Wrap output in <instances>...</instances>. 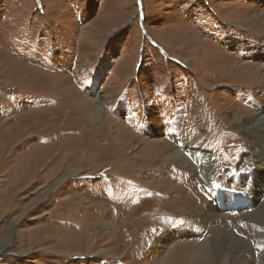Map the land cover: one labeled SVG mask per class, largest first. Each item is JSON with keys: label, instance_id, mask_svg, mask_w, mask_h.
<instances>
[{"label": "rangeland", "instance_id": "obj_1", "mask_svg": "<svg viewBox=\"0 0 264 264\" xmlns=\"http://www.w3.org/2000/svg\"><path fill=\"white\" fill-rule=\"evenodd\" d=\"M12 57L16 60L19 57L18 61L21 57L22 71L17 75L8 69L15 67ZM41 65L71 78L78 98L103 97L101 120L94 114L96 105L87 106L81 112L71 102L62 105L60 99H40L35 96L41 92L37 86L18 80L35 71L37 77L40 74L46 77L36 69ZM262 65L264 0H0V122L4 121L0 123V137H5L0 139V178L7 174L11 178L15 170L14 178L19 182L8 198L0 201V264H263L264 248L260 244H264V220L259 218L264 215L257 216L263 213L264 198L260 197L258 208L259 201L237 203L233 207L231 195L237 194L241 200L245 193L234 186L225 188L233 183L234 175L245 171L239 166L247 158L251 145L246 138L237 144L246 135L233 119L245 116L252 109L251 103L258 104L264 94L261 88L250 85L254 75L251 79L245 77L246 83L238 85L243 74L236 68L244 66L245 70L249 67L255 71ZM63 80L69 84L66 78ZM29 86L35 95L27 93L31 90ZM200 93L203 95L198 100ZM258 105L264 107V102ZM191 110L203 113L199 121L191 119L195 118ZM26 112L27 116L22 115ZM261 112L264 114V108ZM84 114H87L86 123ZM146 116L149 121H160L159 132L153 135L144 128ZM216 116L220 117L218 122ZM103 118L112 120L106 130ZM175 120L180 125L177 135L183 133L184 127L194 125L199 126L203 135L209 134L206 149L195 151L210 156L211 171L200 179L204 187L214 190L215 196L225 199L229 206H217L209 221L198 217L201 209L194 212L192 209L184 231L174 230L178 222L175 219L169 225L166 221V226L153 224L156 228L150 230L142 226L127 231L120 226L114 232L112 221L115 218L119 224L124 221L125 205L146 195L141 190V182L166 176L148 178L149 173H143L136 179L124 178L127 168L137 167L130 157L140 151L146 140L160 146H165L163 141L172 144L167 127ZM19 122L25 125L19 127ZM34 122L39 125H33ZM127 126L135 128L138 136L129 133ZM119 127L126 128V136L113 144L116 147L120 144L122 158L116 156V151L108 152L111 142L107 143V139L117 136L115 131ZM27 133L33 134L26 137ZM56 133L58 138L66 140L50 146L52 151L48 149L51 153L47 163H39L40 168L33 172L31 157L38 152L35 148L46 151L44 146L57 139ZM80 133L82 138L67 140ZM73 144L80 146L75 158ZM62 149L64 153L59 155L64 156L57 160L58 164L54 163L56 171L40 176L41 170L52 167L53 156ZM188 149L168 151L161 160L153 162L154 169L161 165L169 169L174 160L180 166L186 165L181 158L176 159ZM245 164L246 170L251 168V162ZM61 166L62 170L58 171ZM69 169L68 173L76 170L77 174L46 191L55 176ZM195 172L196 169L183 172L180 178L191 183ZM39 177L42 178L38 182ZM12 180L0 184V191ZM239 181L243 179L240 177ZM214 183L218 185L213 187ZM263 187L264 179L257 184L259 190ZM249 189L251 193L256 188L250 185ZM105 202L114 204L106 213ZM139 206L155 211L160 204L146 198L139 201ZM170 210L177 211L174 205ZM166 217L161 215V220ZM228 223H236L245 231ZM8 233L10 245L1 248L8 241ZM51 234L52 238H48ZM223 234H227L229 241L243 240L246 247L238 257H231L228 250L218 253L219 245L225 244L220 242Z\"/></svg>", "mask_w": 264, "mask_h": 264}, {"label": "bare ground", "instance_id": "obj_2", "mask_svg": "<svg viewBox=\"0 0 264 264\" xmlns=\"http://www.w3.org/2000/svg\"><path fill=\"white\" fill-rule=\"evenodd\" d=\"M243 24V23H242ZM241 25V24H240ZM91 33V32H90ZM90 36V35H89ZM90 41V40H89ZM166 48V46H165ZM167 50V48L165 49ZM168 51V50H167ZM13 55V54H12ZM16 57V56H15ZM180 58V56H179ZM182 58V57H181ZM13 61L15 63V67L14 65L11 67L9 66L11 71L13 70L15 72V74L17 75L18 73H20L22 71L21 69V57H20V61H18V59L16 60L15 58H13ZM12 61V62H13ZM182 61L183 62H186V59H183L182 58ZM6 62V61H5ZM10 64V63H9ZM8 64V65H9ZM16 65H18L16 67ZM7 67V65H5ZM4 66V67H5ZM48 66V65H47ZM51 67V66H50ZM25 68V67H23ZM30 69L29 70H33L35 71L36 69L42 73V74H45L47 75L46 77H42V75H38L39 77H37V74L36 71L35 72H28V74L24 77H20L18 80L22 81L24 79L23 82H31L33 85V87H36L41 90L40 92V95H35V93L33 92H30L33 90V88L30 89L31 90H28L27 93H31L35 96H39V98L41 99V97L43 99H47L48 101H53L54 99L56 100H59L60 99V102L62 100V105H66V102L70 103V105H74V107H77L81 109V112H85L84 111V108L85 107H89L90 105H96V109H95V116L96 118L98 117L100 120H101V103L103 102L104 98L101 97V98H90V99H80L78 97L79 93L77 91L74 90V85H72V79L71 78H68L67 76H61V75H58V73L56 71H50V70H47L46 67L44 65H41L36 67V69L34 70L33 67H29ZM8 70V71H10ZM230 70H232V68L230 67ZM246 70H248V72H246ZM244 69V66H239L238 68H236V71H239V72H242L243 76L241 77L242 80L238 83V85H241L242 83H246L244 81V78L245 77H248L251 79V76L254 75L255 78L254 79H251V83L250 85H255L256 87L258 88H261L262 90H264V65L262 66H258V68L253 71L251 68H247V69ZM3 71V70H1ZM27 73V72H26ZM52 77V78H51ZM75 77V76H74ZM64 78H66L69 82V84H66V82H64ZM8 79V78H7ZM6 79V80H7ZM25 79H27L25 81ZM5 82V81H4ZM15 82V81H14ZM83 83V82H82ZM16 84V83H15ZM249 84V83H248ZM68 85V86H67ZM17 86H21V85H17ZM24 86V85H23ZM67 86V87H66ZM25 87V86H24ZM28 87V88H29ZM7 88V87H6ZM27 88V89H28ZM70 88V89H69ZM77 88V87H76ZM79 89V88H77ZM12 90V89H11ZM16 90V89H15ZM69 90V91H67ZM23 91V90H21ZM20 91V92H21ZM26 91V90H25ZM34 91V90H33ZM43 91V92H42ZM15 92V91H14ZM36 92V90H35ZM71 92V93H70ZM13 93V92H12ZM17 93V92H16ZM19 94V93H18ZM60 94V96L58 95ZM259 93H256L255 95H258ZM203 95V93H200L199 95V99H201V96ZM30 96V97H31ZM80 99V100H79ZM196 99V98H194ZM259 102L258 104H260V102H264V94H261L260 98H259ZM1 101V99H0ZM37 101V100H36ZM47 101V102H48ZM45 103L46 104V101H42V103ZM252 106H251V110L245 115V116H236L233 121H235L238 125V127L242 130L241 133H244L246 136L245 137H241L240 139V142H238L237 144H241L243 138H246L247 140L250 141L251 145L248 147V156L247 158L244 159V163L242 165L239 166V169L242 170L244 169L245 171H239L240 172V175H234L232 178H233V183H229V185H225V188H229V187H233L238 189L239 191L245 193L243 197H241V200L237 199V194H235L234 196L231 195L233 194L232 192H228L226 190V192L228 194H230L232 197H230L232 199V203H233V207L237 204V203H247V202H258L259 204L256 205V208L260 207V197H263L264 198V187H263V190H259L257 188V184H259L260 182L263 181L264 179V114H262L261 110L264 108L263 106H260L258 104H255V103H251ZM49 106V105H48ZM47 107V106H46ZM45 107V108H46ZM55 107V106H54ZM57 108L60 107L59 106H56ZM38 108V107H37ZM42 107H40L41 109ZM73 108V107H72ZM43 109V108H42ZM24 110V109H23ZM38 110V109H37ZM56 110V109H54ZM59 110V109H58ZM20 111V110H19ZM28 111V110H27ZM48 111V110H47ZM189 111V110H188ZM192 111V114L195 118H191L193 119V121L195 122V120H198L201 119V114L203 115V113L201 111H199V113H196L194 110H191ZM259 111V112H257ZM17 112V111H15ZM30 112H32L30 110ZM45 113V112H44ZM51 113V112H50ZM29 114V113H28ZM33 114V113H32ZM34 114H37V113H34ZM66 114V113H65ZM22 115H26L27 116V112L26 114H22ZM31 115V114H30ZM45 115V114H43ZM69 115V113H68ZM74 115V114H73ZM226 115V114H224ZM25 116V117H26ZM35 116V115H34ZM33 116V117H34ZM46 116V115H45ZM53 116V115H52ZM59 116V115H58ZM83 119L85 121V123L87 122L86 120V117H87V114L83 115ZM227 116V115H226ZM7 117V116H6ZM44 117V116H43ZM55 117V116H54ZM9 117H7L6 119H8ZM11 118V117H10ZM32 118V117H31ZM36 118V116H35ZM40 118V117H39ZM47 118V116H46ZM2 119H5V118H2ZM5 119V120H6ZM38 119V118H36ZM60 119V118H59ZM67 119V118H66ZM73 119V118H72ZM149 117L146 116V122H145V126L144 128L147 129L149 131V133L151 134H155L157 132H159L160 130V121H157V122H153V121H149L148 120ZM220 119L219 116H216V122H218ZM16 120V118H15ZM14 120V121H15ZM26 120V119H25ZM25 120H22V121H25ZM30 120V119H29ZM55 120V119H54ZM80 120V119H78ZM8 121V120H7ZM33 121V119H32ZM45 121V120H44ZM103 128L106 130L107 128H109V126L112 124V120H108V119H104L103 118ZM106 121H109L108 123H106ZM13 122V121H12ZM11 122V123H12ZM28 122V120H27ZM39 122V120H38ZM38 122H34L32 123L33 125L36 124V126H38ZM41 122V121H40ZM39 122V123H40ZM49 122V121H48ZM57 122V120H56ZM66 122V121H65ZM1 124L4 123V121H1L0 122ZM20 123V122H19ZM42 123V122H41ZM58 123V122H57ZM102 123V122H101ZM227 122H225L224 124H226ZM10 124V123H9ZM30 124V123H29ZM123 124V123H122ZM14 125V124H13ZM20 125H22L21 123L18 124L17 126L20 127ZM25 125V124H23ZM23 125L21 127H23ZM31 125V124H30ZM47 125V124H46ZM49 125V124H48ZM57 125V124H56ZM102 125V124H101ZM132 126L134 124H131ZM129 125V126H131ZM186 125V124H185ZM184 125V126H185ZM3 126V125H2ZM28 126V125H27ZM58 126V125H57ZM142 126V125H141ZM168 126V125H167ZM179 122L175 120V122H171L170 123V127H167L169 128V136L172 138L171 139V142L172 144H168V142H165L163 141V143L165 144V146H160V144H154V141H144V145L141 147L140 151H137V153L134 155L132 154V156L130 157L131 160L134 161V163L137 164V167L136 166H133V167H130V168H127L126 171H128V174H126L127 176L124 177V178H138L139 176H141L143 173H149V174H146V176L148 178H152V177H159V176H162V175H166L165 178L163 179H160V180H151V181H145V182H141L143 183V186L141 188L143 194L145 193L146 195L142 198H135L133 201H131L129 204L125 205L124 207V211H125V215H124V221L122 223H117L116 222V218L112 221L113 225H114V232H116L117 228H119L120 226L121 227H124L125 230H129L132 229L133 227H142L144 226L143 229H147V230H150V229H153V224L156 225H159L160 227L161 226H164L165 225V222L167 221V224L169 225L172 220H175L177 219L178 222L177 224L175 225V229L176 231H184L186 229V226L189 225L188 223V213H190V211L193 209V212L197 209H201V211L199 210V216L198 217H202L204 220L203 221H209V220H212V213H214L216 211V208H218L219 206H222L224 208H227L229 206V202H227L225 199H222V200H219L217 194L215 196V192L214 190H208L209 188L208 187H204L203 185V182L201 181L200 179V176L202 175H207L208 173H210L211 171V166H210V163L208 161V159L210 158L209 155L207 154H202L200 152V154H197L195 151L196 149H201L204 150L206 149L207 147V138L209 137V134H205L203 135L202 133H200L199 131V126L197 125H194L192 128H188L186 129L184 127V131L183 133H181L180 135H177L178 134V127H179ZM10 127V126H8ZM18 127V128H19ZM135 127V125L133 126ZM17 128V127H16ZM42 128V127H41ZM45 128V126H44ZM47 128V127H46ZM120 129L117 128V130L115 131V133L117 132V136L114 137V138H111L112 140L108 141L107 139V143L111 142L110 146H111V149L108 150L109 151H112V152H117L116 153V156L122 158V151L121 150L122 148L119 147V145L116 147L115 145L118 144L119 142V139H122L124 138V136H126V128L124 129V127H119ZM139 128V127H138ZM11 129V128H10ZM20 129V128H19ZM127 129H128V132L129 133H132V134H135L134 133V129H129L128 126H127ZM6 130V129H3V131ZM8 130V128H7ZM52 130V129H51ZM12 131V130H11ZM31 131V130H30ZM48 131V129H47ZM109 131V130H108ZM15 132V131H13ZM124 132V133H123ZM6 133V132H5ZM24 133V132H23ZM45 133V132H44ZM58 133V132H57ZM55 134L54 138L56 140L50 142L48 145L44 146V147H47L46 151L44 150H40V148L36 147L35 150H38V152H34L35 155H32V171L33 172H36V170L38 168H40L39 166V163L43 164L46 162L47 158H48V155H50L51 152H49L51 149V147L55 144V143H58L59 141H63V140H66V138H58V135L59 134ZM128 133V134H129ZM7 134V133H6ZM32 135L33 133H27L26 137ZM52 134V133H51ZM80 134L82 136H80ZM77 137H76V134H75V138H68L67 140L71 141V140H76V138H79L80 137L82 138L83 137V134L80 133ZM8 138H10V133H8ZM14 135V133H13ZM38 134H35L34 136H37ZM46 135V134H44ZM62 135V134H61ZM74 136V134H66V136ZM130 135V134H129ZM128 135V136H129ZM238 135V134H237ZM3 136V135H2ZM18 136V135H17ZM22 136V135H21ZM20 136V137H21ZM47 136V135H46ZM94 136V135H93ZM115 136V135H114ZM131 136V135H130ZM129 136V137H130ZM138 136V134L136 135ZM13 137V136H11ZM19 137V138H20ZM44 137V136H43ZM99 137V136H98ZM5 138V137H4ZM3 137H0L1 140L4 139ZM15 138V137H14ZM17 138V139H19ZM136 138V137H135ZM44 139V138H43ZM50 139V137H49ZM100 139V138H99ZM11 140V139H9ZM27 140V139H26ZM41 140V139H39ZM132 140V139H131ZM129 140V141H131ZM56 141V142H55ZM122 141V140H121ZM137 141V140H136ZM14 142V141H13ZM80 142V141H79ZM103 142V141H102ZM105 142V140H104ZM126 142V141H125ZM1 143V142H0ZM9 143V142H8ZM7 143V145H8ZM11 143V142H10ZM46 143V141H45ZM60 143V142H59ZM78 143V142H77ZM90 143V142H89ZM115 145H114V144ZM28 144V143H27ZM32 144V143H31ZM43 144V143H42ZM62 144V143H61ZM60 144V145H61ZM106 144V143H105ZM128 144V143H127ZM176 144V145H175ZM6 145V146H7ZM70 145V144H69ZM96 145V144H95ZM257 145V146H256ZM9 146V145H8ZM7 146V147H8ZM17 146H20L17 144ZM28 146V145H27ZM51 146V147H50ZM73 146L75 147L74 149V154H73V157H77V152L78 150L80 149L79 145H76V144H73ZM91 146V145H90ZM106 146V145H105ZM176 146V147H175ZM41 147V145L39 146ZM60 147V146H59ZM64 147V145H63ZM89 147V146H88ZM175 147V148H174ZM185 147L189 148L188 150H186L187 152H185L184 154H179V157L178 159L176 160H179V158H181L184 163H187L186 165L184 166H180L178 165L177 161H171V164L169 169L167 168V165H161L159 166L157 169H154L153 167V162L156 161V160H161L162 159V156L164 154H166L168 151L170 152L171 150H174L176 149V151L178 150H182L184 149ZM20 148V151L22 152L21 150V147H17V149ZM65 148V147H64ZM86 148V144L85 146L83 147V149ZM7 149V148H6ZM15 149V148H14ZM16 149V150H17ZM50 149V150H48ZM73 149V148H72ZM195 149V150H194ZM261 149V150H260ZM19 150V149H18ZM55 150V149H54ZM95 150V149H94ZM119 150V151H118ZM29 151V150H27ZM52 151V150H51ZM72 151V150H71ZM13 152V151H12ZM26 152V151H25ZM32 152V151H31ZM41 152H43L42 155ZM57 152V150H56ZM19 153V152H17ZM33 153V154H34ZM61 153H64L63 152V149L60 150L57 154L58 155H54L53 156V162L51 160L50 163H52V167L49 168V167H46V169L44 168L42 171V175L40 176H47L49 175V173L47 174L48 171H51L53 174L54 172L53 171H56V165L58 164L57 163V160H60L64 154L61 156L59 154ZM12 154V153H11ZM24 154V152H23ZM10 155V154H9ZM83 155V154H82ZM17 156V155H16ZM15 156V157H16ZM22 157V155H20ZM47 156V157H45ZM10 157V156H9ZM24 157V156H23ZM26 157L28 158V156L26 155ZM2 158V157H1ZM7 158V157H6ZM10 158H14L13 156L10 157ZM18 158V157H17ZM15 158V159H17ZM30 158V159H31ZM39 161L36 162L35 160L37 159ZM20 159V158H19ZM18 159V160H19ZM116 159V158H115ZM118 159V158H117ZM18 160H17V163H18ZM49 160V159H48ZM67 160V159H66ZM73 160V159H71ZM69 160V162L71 161ZM13 161V160H12ZM5 162V161H4ZM28 162V160H27ZM66 162V161H65ZM120 162H122L120 160ZM247 162H251V168L246 170L245 169V163ZM22 163V161L20 162ZM47 163V162H46ZM54 163H57L56 165ZM64 163V162H63ZM119 163V162H118ZM125 163V162H124ZM220 165H222V163L219 161ZM7 164V163H6ZM29 163H27L28 165ZM34 164V165H33ZM36 164V165H35ZM67 164V163H66ZM69 164V163H68ZM116 164V162H115ZM123 164V163H122ZM18 165V164H17ZM22 165V164H21ZM51 165V164H50ZM1 166V165H0ZM7 167V165H4V167ZM20 166V164H19ZM30 166V165H28ZM39 166V167H38ZM78 166V165H77ZM76 166V167H77ZM2 167V166H1ZM0 167V168H1ZM14 168V167H13ZM54 168V170H53ZM63 166L60 167V170H62ZM2 169V168H1ZM23 169V168H22ZM30 169V168H29ZM124 169V168H123ZM126 169V167H125ZM196 169V172L194 173L195 177L193 178V182L191 181V183H187L183 178H180L182 173H187L191 170H195ZM9 170V169H8ZM13 169H11L12 171ZM24 170V169H23ZM26 170V169H25ZM71 169L69 170H65L60 176H55L52 180V182H50V186L47 187V190L46 191H51L54 187L57 186V184H59L61 181L67 179L68 177H70L71 175L73 174H77V172L73 171V173H68V171H70ZM31 172V169L29 170ZM57 171V172H58ZM15 170H13V176H12V172H8L10 174V176H12L14 178V174H15ZM21 172V171H20ZM28 172V171H27ZM32 172V173H33ZM40 172V170H39ZM41 173V172H40ZM4 174H5V171H4ZM30 174V173H29ZM39 174V173H38ZM235 174V173H234ZM253 174V176H252ZM18 175V174H17ZM22 176V175H21ZM35 176V175H34ZM34 176H31L32 178H35ZM228 176V175H227ZM239 176V177H237ZM4 178H0V184H5L6 181H9V179L12 180V177L10 178L9 175L7 174L6 176H3ZM20 177V176H19ZM23 177V176H22ZM30 177V175H29ZM229 177V176H228ZM242 178L243 181H239V178ZM25 178V177H24ZM40 178L42 177H39L37 179V181L39 182ZM48 178V177H47ZM123 178V177H122ZM22 179V178H21ZM30 180V179H29ZM36 180V179H35ZM13 181V182H12ZM10 181L12 182L11 184L5 186L2 188V190L0 191L1 192V197L0 198V201L2 200H6V198H8V195L10 194V191L11 189L16 185L18 184L19 182L15 181V178ZM19 181V180H18ZM47 181V180H46ZM139 181V180H137ZM223 181V180H221ZM253 181V182H252ZM25 183V181H23ZM118 182V181H117ZM242 182L245 183V185L242 184ZM21 183V182H20ZM37 183V182H36ZM121 182H119L118 184L120 185ZM38 184V183H37ZM239 187H237L236 185ZM218 184L214 183L213 184V187H216ZM255 187V191L254 192H251L250 193V190L249 187ZM1 187V186H0ZM28 187V186H27ZM31 187V186H30ZM221 189H225L223 188L222 186H219ZM200 188H203L205 189V192H203ZM24 189V188H23ZM219 189V188H217ZM216 189V190H217ZM233 189V188H232ZM235 189V190H236ZM141 192V193H142ZM15 194V193H13ZM44 194H46V192H44ZM260 194V195H258ZM239 195V193H238ZM257 195V196H256ZM220 198H222V193L219 194ZM28 197V196H27ZM148 198L149 200H153V201H156L160 204V206L155 210V211H146V210H143L142 207L139 206V201L141 199H146ZM212 199V200H211ZM216 199L218 202H216ZM138 200V201H136ZM147 201V200H146ZM1 203V202H0ZM264 203V202H263ZM70 204V203H69ZM146 203H144L145 205ZM113 203L111 205H109L107 202L104 203L103 205V210L105 211V213L108 211V209H112L114 208L113 207ZM148 205V203H147ZM175 206V208L177 209V211H171L170 210V206ZM205 205V207H204ZM65 206V205H64ZM142 206V205H141ZM218 206V207H217ZM262 206V205H261ZM120 207V206H119ZM152 208V207H151ZM179 208V209H178ZM205 208V210L202 211V209ZM145 209V208H144ZM220 209V208H219ZM263 210V213H261L260 215H255L257 217H260L262 215H264V206L262 208ZM121 211L123 210L122 208L120 209ZM119 210V211H120ZM120 211V212H121ZM123 211V212H124ZM257 211V210H256ZM260 211V212H261ZM258 212V213H260ZM4 213V212H3ZM194 214V213H193ZM97 215V214H96ZM161 215H167L166 219L165 220H161ZM215 215V214H213ZM249 215H252V214H249ZM248 215V216H249ZM171 216V217H170ZM247 216V217H248ZM169 217L171 218L169 220ZM219 217V216H218ZM250 217V216H249ZM38 218V217H37ZM222 218V217H221ZM88 219V218H87ZM190 219V218H189ZM260 220H264V218H259ZM247 220V219H246ZM252 221V220H250ZM183 222V223H182ZM108 225L109 223L107 224V226H105V228H108ZM228 225L230 227H234L236 226L237 229L241 230V231H245L243 228H241L238 224L236 223H228ZM158 226V227H159ZM166 226V225H165ZM156 228V227H154ZM163 228V227H162ZM249 228V227H248ZM58 230V229H57ZM169 232V231H168ZM167 232V233H168ZM246 233V232H245ZM225 236H223L221 238V241L220 239H218L217 241L219 242H225V244H222V245H219V247L217 248L218 249V253H224L225 251L224 250H228V254L233 257V258H236L238 257L240 251L245 248L246 246H244V242L243 240L239 239V238H236V239H230L231 241L228 240V236H226L227 234H223ZM49 237L48 238H52V234L51 235H48ZM143 236V235H142ZM165 236H168V234H165ZM82 237V236H81ZM6 239V238H5ZM44 239V238H43ZM10 240V234L8 233V241H6L5 244H3L1 246V248H6L8 247V242ZM47 240V239H46ZM42 241V240H41ZM214 244H217L216 241H214ZM42 245V244H41ZM52 247V245H51ZM57 247H58V244H57ZM260 247L264 248V244H260ZM49 248V247H48ZM54 248V246H53ZM58 250V249H57ZM114 251V250H113ZM264 264V263H263Z\"/></svg>", "mask_w": 264, "mask_h": 264}, {"label": "snow or ice", "instance_id": "obj_3", "mask_svg": "<svg viewBox=\"0 0 264 264\" xmlns=\"http://www.w3.org/2000/svg\"><path fill=\"white\" fill-rule=\"evenodd\" d=\"M183 223V222H182Z\"/></svg>", "mask_w": 264, "mask_h": 264}]
</instances>
